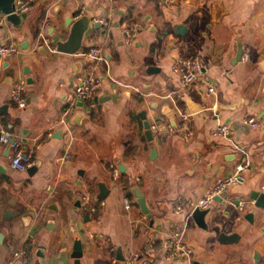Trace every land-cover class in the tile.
<instances>
[{
	"label": "crops",
	"instance_id": "0c3cea01",
	"mask_svg": "<svg viewBox=\"0 0 264 264\" xmlns=\"http://www.w3.org/2000/svg\"><path fill=\"white\" fill-rule=\"evenodd\" d=\"M25 1L20 25L0 17V44L18 48L0 71V127L21 138L33 161L25 172L14 171L0 143V264H23L15 252L31 264H76L77 241L80 264H124L118 249L125 260L139 253L137 264H264V210L251 199L264 193V0ZM216 4L222 14L214 22ZM84 16L90 23L81 49L57 51L53 36L66 40ZM126 25L135 31L131 42L122 33ZM93 47L102 49L106 63L79 55ZM193 56L215 98L199 84L182 88L172 72L174 60ZM87 75L101 85L80 105L76 88ZM21 79L23 108L12 100ZM190 103L198 109L191 112ZM178 109L189 113L187 137L163 130L179 123ZM248 118L258 125L244 124ZM220 124L230 129L227 139L211 134ZM244 156L250 166L219 210L206 209L203 226L177 212L186 200L203 197L215 178L232 174ZM181 221L191 260H167L161 242L169 225ZM229 236L235 241L221 242Z\"/></svg>",
	"mask_w": 264,
	"mask_h": 264
},
{
	"label": "built area",
	"instance_id": "2783aa9c",
	"mask_svg": "<svg viewBox=\"0 0 264 264\" xmlns=\"http://www.w3.org/2000/svg\"><path fill=\"white\" fill-rule=\"evenodd\" d=\"M172 0H159L158 4L169 5ZM28 9L27 2L25 0H17L16 3V12L25 13ZM82 12L78 14L77 17H80ZM104 24H107V21L100 20ZM122 33L126 36V41L131 42L132 37L135 35L134 29L126 25L122 28ZM44 39V42L47 44L48 48L53 51L51 45L49 44V39L41 36ZM18 54V48L14 44H0V71L3 68V63L5 59ZM80 56L84 58H91L98 62H105L106 59L103 55L102 49L100 47H93L88 51H83L79 53ZM247 55L243 56V59L246 60ZM171 70L174 74L178 76L179 84L182 88L187 87L190 84H199L204 86L206 92L216 97V89L214 84L211 82L204 66L200 63L197 56L188 57V58H179L172 62ZM25 80H19L13 89L12 100L18 104L19 107L23 108L27 105V97L24 94L25 90ZM101 85V79L95 75H87L80 79V82L76 88V100L82 101L84 104L90 101L93 96L96 94L98 88ZM76 107L73 103L69 108L66 109L64 113V119L61 121L63 124H67L66 117L74 110ZM179 123L178 124H167V130L169 134L174 133L175 131L180 132L182 135L187 137L189 135L188 131V118L189 113L187 110L178 109ZM244 124H249L252 127L258 125L257 121L253 118H248L243 120ZM155 128V126H154ZM230 129L226 124H220L212 131V136L220 139H227ZM53 131L49 133L52 135ZM0 143L6 145L10 148V154L8 155L10 167L17 172H25L33 163L30 156L26 155L22 150L21 138L18 137L14 132L9 129L0 127ZM70 154L66 153L64 158H69ZM250 166V160L248 157L244 156L235 166L234 171L230 175L217 177L213 181L210 188L207 190L205 195L197 200H186L180 206H177V212L183 214L184 218L187 219L192 211L195 208L207 209L214 207L215 210H219L222 202L225 198H222L220 201H216V197L220 196L223 192L228 191L232 186L236 185L240 178L241 173L245 171ZM117 174V173H116ZM125 208H131L130 199H125ZM244 202H238V210H241L244 207ZM94 209H96L94 207ZM188 209V214H187ZM186 212V213H185ZM185 223L174 222L169 225V230L165 238L161 242V248L164 252L165 258L167 260L172 259H184L187 261L191 260L193 254V248H191L185 241ZM22 258L23 264H31L28 258L24 257L21 252H15L13 259ZM140 260L139 253L133 252L125 260L124 264H137Z\"/></svg>",
	"mask_w": 264,
	"mask_h": 264
},
{
	"label": "water",
	"instance_id": "95a60500",
	"mask_svg": "<svg viewBox=\"0 0 264 264\" xmlns=\"http://www.w3.org/2000/svg\"><path fill=\"white\" fill-rule=\"evenodd\" d=\"M16 3H17V0H0V17L4 16L7 22H11L12 24L18 26L22 23V21H24V18L27 16V14L26 13H17L15 11L16 10ZM221 14L222 13H221V10L219 8V5L216 4L215 5V12H214V16H213L212 20L214 22L218 21L219 18L221 17ZM89 23H90V20L86 16L80 18L79 20H77L76 22H74L72 24L70 33H69L68 38L66 40H63L59 34H56L53 36V42H52L53 46L59 52L70 53V54L78 52L81 49L84 34L89 28ZM94 26L97 28L102 27V25L98 22H96L94 24ZM237 56L239 58L241 57V51L238 52ZM82 104H83V102L80 101V105H82ZM189 108H190L191 112H194L198 109L196 106H194L191 103L189 104ZM217 110H218V108L215 109V114L217 113ZM80 117H81V115H78L77 119H79ZM143 127L145 129V136L147 137V139L149 141H151L152 140V133L150 130L151 129L150 122H148L147 120H144ZM165 129H166V127L163 128V130H165ZM7 148H8V155H9L10 154V148L9 147H7ZM100 187H101V193H102L104 191L103 185L101 184ZM106 193L101 194L99 197L105 198L107 195ZM134 194H135V197L137 199V203L140 207L141 212L148 215L149 210L145 204L143 194L141 193L139 188L134 189ZM226 196H227V191L223 192L220 196L216 197V201H220L222 198H225ZM251 199L254 201L253 204L256 208L264 210V193L254 192L251 194ZM207 212H208V210H206V209L195 208L191 213V217L197 222V224L203 226L202 217ZM222 240H223V241H221L222 243L233 242V241H235V237L234 236L233 237L229 236L226 238L224 237ZM75 250H77V251L74 252L73 258H75L76 264H80V258L82 257V246L80 245L79 241L76 242ZM41 252L42 253H40V257L44 258L45 254H43V251H41ZM117 255H118V258L120 260L125 261V258L122 256L121 249H118ZM20 259L22 260V258H20ZM37 264H42V262L38 261ZM193 264H197V263H193Z\"/></svg>",
	"mask_w": 264,
	"mask_h": 264
},
{
	"label": "trees",
	"instance_id": "16d2710c",
	"mask_svg": "<svg viewBox=\"0 0 264 264\" xmlns=\"http://www.w3.org/2000/svg\"><path fill=\"white\" fill-rule=\"evenodd\" d=\"M177 102H178V105H179V106H181V105H182V104H181V102H180L179 100H177Z\"/></svg>",
	"mask_w": 264,
	"mask_h": 264
}]
</instances>
